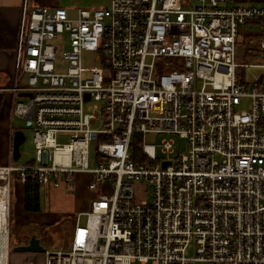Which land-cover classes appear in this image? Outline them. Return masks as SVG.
Wrapping results in <instances>:
<instances>
[{
	"label": "built area",
	"instance_id": "built-area-1",
	"mask_svg": "<svg viewBox=\"0 0 264 264\" xmlns=\"http://www.w3.org/2000/svg\"><path fill=\"white\" fill-rule=\"evenodd\" d=\"M232 1L24 7L10 92L36 156L0 164V264H11L14 174L101 192L44 264H264V74L252 72L264 70V0ZM247 22L259 28L251 65L236 61ZM148 134L164 136L159 152ZM172 136L187 141L175 158Z\"/></svg>",
	"mask_w": 264,
	"mask_h": 264
},
{
	"label": "rangeland",
	"instance_id": "rangeland-1",
	"mask_svg": "<svg viewBox=\"0 0 264 264\" xmlns=\"http://www.w3.org/2000/svg\"><path fill=\"white\" fill-rule=\"evenodd\" d=\"M56 5L54 7H61L68 10L69 14H74L79 10H92V9H109L113 0H52ZM259 0H234L227 5L230 7H238L247 4H257ZM254 27V28H252ZM259 28L253 26L251 22H247L240 27L239 40L236 61L239 64H256L255 60L251 57V46L254 43L253 37L258 34ZM69 43L67 42L64 47V51L68 49ZM256 74H264V70L255 69L252 71ZM22 84V83H21ZM249 102H244L240 110H247ZM15 127H18L24 132L26 141L21 146V158L19 162L15 161V165L24 166L28 161L32 162L35 159L36 153L33 143V130L26 128L24 122L20 118H16ZM175 145L176 153L173 157H177L180 153H186L187 141L177 136H172ZM164 138L162 135L148 134L146 142L157 146L158 152L160 151V143ZM59 142L65 144L69 142L68 138H60ZM162 159L164 155L159 154ZM91 166L93 165V146L91 156ZM16 175V174H14ZM17 176V175H16ZM80 184V183H79ZM111 185V182H110ZM44 187V186H43ZM101 187V186H100ZM17 178L13 177L12 182V194H11V264H44L43 256L41 253H27V252H15L14 248L22 241V238L27 228H21V222L23 221L24 211L22 209V192ZM46 188L41 191V212L49 213L52 215V227L48 228L45 232L35 229L33 234L40 239L45 250H59L61 248L69 249L72 237V232L75 227V220L80 215V211L90 212L92 198L96 194L101 192H93L88 187L81 186L79 188L74 187L72 191H68L65 187L52 188V206L44 195ZM137 195L139 202L141 198L143 201H147L145 195H142L137 188ZM81 200L86 202L80 206ZM80 206V207H79ZM86 217H81V222L84 224ZM31 232V231H30ZM189 257H195V249L191 247L188 251Z\"/></svg>",
	"mask_w": 264,
	"mask_h": 264
},
{
	"label": "crops",
	"instance_id": "crops-1",
	"mask_svg": "<svg viewBox=\"0 0 264 264\" xmlns=\"http://www.w3.org/2000/svg\"><path fill=\"white\" fill-rule=\"evenodd\" d=\"M26 5L28 7H54V5L56 4L52 0H0V164H11L15 167H21L19 165H15V161L19 162L21 158L20 149L26 141V136L23 131H21L18 127H15L16 118L19 117L14 116L12 113V94L10 92V89L13 87L14 84L13 78L16 73V53L19 46V35L23 11ZM22 133L24 135L25 140L20 146L18 159H15V139L23 140V136L21 135ZM30 163L31 162L28 161L24 166L29 165ZM13 177L17 178L18 182V176L14 175ZM19 186L22 189L21 199L22 209L24 211V219L20 224L21 228H32L31 225L52 226V215H50L49 213L41 212V191L43 190V188H46L44 195L52 206V187L47 185H40V211L27 212L25 210V185L19 183ZM81 186H84L86 188L84 184H80L78 188ZM85 202V200H81L80 206L83 205ZM83 211L84 210H81L79 214L85 213ZM33 236L35 235H31L30 239ZM35 237L37 238V236ZM30 239H27V242L16 245L15 247H18L20 245H27Z\"/></svg>",
	"mask_w": 264,
	"mask_h": 264
},
{
	"label": "trees",
	"instance_id": "trees-1",
	"mask_svg": "<svg viewBox=\"0 0 264 264\" xmlns=\"http://www.w3.org/2000/svg\"><path fill=\"white\" fill-rule=\"evenodd\" d=\"M140 135L134 134V142L131 144V153H132V160L136 164H140L139 156L141 154V140ZM40 184L37 182L27 180L25 184V210L27 212H38L40 211ZM32 228H27L26 232L22 238V241L18 243L22 244L24 242H27V239H30V236L33 235V232L35 229H39L42 232H45L48 228H51L52 226H46V225H40V226H32ZM31 231V232H30ZM31 234V235H30ZM28 236V237H27ZM12 244V243H11ZM12 251V249H11Z\"/></svg>",
	"mask_w": 264,
	"mask_h": 264
},
{
	"label": "water",
	"instance_id": "water-1",
	"mask_svg": "<svg viewBox=\"0 0 264 264\" xmlns=\"http://www.w3.org/2000/svg\"><path fill=\"white\" fill-rule=\"evenodd\" d=\"M21 135L23 136V140L15 139V144H14L15 159H18L20 146L21 144H23L25 140L23 133ZM167 164L168 163H165L164 166H166ZM14 251L27 252V253H44L45 248L41 245L40 240L35 236H33L27 245H20L18 247H15Z\"/></svg>",
	"mask_w": 264,
	"mask_h": 264
}]
</instances>
